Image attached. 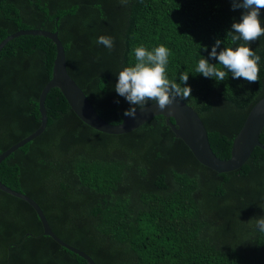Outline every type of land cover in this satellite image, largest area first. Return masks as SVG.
Masks as SVG:
<instances>
[{"label": "trees", "instance_id": "obj_1", "mask_svg": "<svg viewBox=\"0 0 264 264\" xmlns=\"http://www.w3.org/2000/svg\"><path fill=\"white\" fill-rule=\"evenodd\" d=\"M244 11L232 0H0V41L21 28L57 30L68 73L113 123L131 106L115 84L134 64V49L166 46L169 79L181 83L188 73L191 96L182 100L203 120L212 150L227 158L264 95V36L249 44L260 56L257 82L230 72L217 82L195 69L203 57L218 63L209 56L217 40L218 52L244 43L233 44L229 32ZM101 35L113 38V49L96 42ZM55 53L41 34L1 47L0 152L39 126L38 96ZM44 104L45 128L0 161V180L36 200L64 241L96 264H264L256 224L264 217L263 148L219 172L197 160L162 114L108 133L83 122L56 86ZM259 139L264 144V126ZM42 230L32 205L0 188V264H89Z\"/></svg>", "mask_w": 264, "mask_h": 264}, {"label": "water", "instance_id": "obj_2", "mask_svg": "<svg viewBox=\"0 0 264 264\" xmlns=\"http://www.w3.org/2000/svg\"><path fill=\"white\" fill-rule=\"evenodd\" d=\"M22 33L41 34L53 40L56 53L53 59L51 77L43 85L38 96V108L40 112V124L31 133L12 143L0 152V161L17 147L40 134L46 126L47 116L45 109V97L51 87H58L69 103L74 113L91 127L108 133H123L132 130L154 115L165 116L166 123L171 127L176 137L181 138L190 148L194 156L202 164L222 172L241 166L249 157L252 149L257 145L264 149L260 141V132L264 126V95L260 97L248 111L242 126L232 140L230 155L227 158L219 157L211 148L208 134L203 120L187 102L182 99L174 100L167 108L160 110L154 102L146 104L143 109L137 107L135 118L123 115L120 122L107 121L94 109L85 92L68 73L66 67L65 50L58 37L57 30L44 28H21L0 41L1 47L12 37ZM170 118H173L171 120ZM0 188L6 192L25 199L35 209L41 224L42 233L50 235L56 242L70 249L87 260L89 264H96L93 258L82 249L64 241L51 228L41 206L31 196L16 190L0 180Z\"/></svg>", "mask_w": 264, "mask_h": 264}, {"label": "clouds", "instance_id": "obj_3", "mask_svg": "<svg viewBox=\"0 0 264 264\" xmlns=\"http://www.w3.org/2000/svg\"><path fill=\"white\" fill-rule=\"evenodd\" d=\"M233 10L243 8L245 11L239 21L231 25L232 43L243 41L239 46L224 47L219 52L217 49L222 43L217 40L212 46L209 56L218 60V63H210L208 59L201 58L195 69V73L204 77L215 78L217 82L227 79L229 72L233 78H243L249 83L259 81L260 56L249 47V44L264 36V26L261 23V10H264V0H232ZM98 44L109 50L114 47V40L110 36L98 37ZM170 50L160 45L152 50L144 46L134 49L135 62L133 65L123 68L118 73V81L115 91L124 97L131 105L123 113L125 117L135 118L136 109H143L149 101L155 103L158 109L163 110L170 106L174 100H187L191 96V88L187 86L188 73H181L177 83L170 80L167 74ZM118 103V101H117ZM260 232H264V217L256 219Z\"/></svg>", "mask_w": 264, "mask_h": 264}]
</instances>
